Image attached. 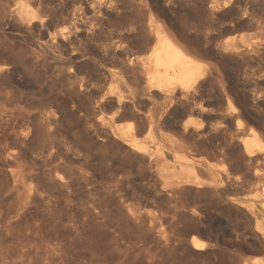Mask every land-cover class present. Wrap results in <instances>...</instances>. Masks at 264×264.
<instances>
[{"label": "rangeland", "instance_id": "1", "mask_svg": "<svg viewBox=\"0 0 264 264\" xmlns=\"http://www.w3.org/2000/svg\"><path fill=\"white\" fill-rule=\"evenodd\" d=\"M189 1L195 9L193 8L191 13L179 10L175 13L176 21L184 25L192 21L190 24L194 29L189 32L190 41L195 46H199L202 51H208V47L217 44V41L236 43L264 41V0H254L253 6L250 7L256 17H254L255 21L259 24L248 22L249 25L245 20L243 25L238 23L233 27L231 25L234 22L231 20L234 21L235 11L221 12L225 16L220 13L221 18L218 14L216 16L218 21L217 18H210L198 10V0H196L197 3L195 0L194 2ZM186 17H189L191 21L189 22ZM159 18L165 20L161 16ZM200 19H205L203 20L205 22L202 23ZM165 22L168 21L165 20ZM39 27L28 30L1 27L0 46L7 44L10 40L15 41L19 49L22 47L24 49L25 44L31 47V44L36 42L44 43L45 28ZM207 27L210 28L207 29ZM234 27H237L236 30L233 29ZM200 31H205L209 35L207 39L199 35ZM202 46H206L205 49ZM20 56L19 62H24V64L19 63L15 84L11 89L17 103L33 112L48 110L49 107L58 103L61 110L59 109V113L56 114L57 121L54 120L51 124L54 126L46 127L50 128L49 131L42 128L39 122L34 121L30 134L21 147H16L11 143V145L6 144L0 138L1 263L250 264L255 260L254 258L260 261L264 259L263 253L258 251L260 250L259 245L254 240V223L250 218L248 219L252 217L248 206L253 203L254 193L261 188V185L255 184L259 186L256 188L254 183H250L253 180L249 179L250 177L247 180L243 170L242 172L232 170L224 162L209 159L214 163L212 166L215 172H218H216L217 176L220 175L218 178L223 180L229 175V181L222 185L225 186L224 188L219 186L214 193L206 188L202 189L203 191L199 194L190 191H181L182 193L178 195L177 192L173 193L171 188L169 189V183L167 184L163 167L148 164V162H139L136 157L128 154L126 148L120 144L121 138L118 133L114 136L115 140L112 135L104 141L101 139L102 136L99 137L100 134L102 135V129L107 130L105 125L99 122L104 121V124L105 120H110L114 115L113 128L124 129L129 125L128 123H133L129 110L116 115L113 110L107 107L101 109L98 106V101L104 95L110 94L114 97L119 95L114 84H108V86L94 72L82 67L84 70L73 76L77 80L79 78L86 82V86L83 89L81 86L78 87L79 85L73 87L70 80L65 78L63 80L55 75L50 65L37 67L27 64L22 53ZM220 67L218 66L225 82L227 84L237 83L240 94L243 95L248 90L253 92L256 89L257 91L253 93L263 95L262 104L258 103V107L250 104L246 111L240 107L239 103L235 104L238 101L233 95H229V97L232 96L233 102L235 100L234 105L237 106V110H240L239 113H242V119L244 118L245 122L249 121V126L251 124L250 127H257L256 130H258L259 123H261L259 119L264 122V75L254 74L252 76L255 78L252 76L249 78L242 73L243 69L233 65ZM246 74L250 75L249 72ZM228 79L232 82H228ZM242 87H245V90ZM84 88L87 89L84 90ZM158 104V102L146 103L139 98L134 105V110L140 112V117L143 118L149 116ZM94 109L95 112H93ZM167 113L170 112L167 111ZM167 121L169 124L171 122L173 124L197 122L195 117H182L180 111L170 114ZM18 122L19 128L22 129L23 124L20 120ZM99 124L102 125V129H99L101 127ZM166 130L168 131H164V134L176 140L172 137L174 135L169 131L170 129ZM142 133L144 135H141ZM142 133L138 139L145 138L146 140L148 137L146 132ZM2 147L6 154L1 151ZM14 151L15 153L18 151L20 155L19 162L21 164L24 162L22 165L25 164V174L33 176L30 182L33 187H27L24 194H20L14 186L10 174L11 169L5 160L7 154ZM197 155L206 156L195 153V156ZM54 160L59 161L60 164L58 162V165ZM208 228L212 232L211 235L208 234V230H205ZM191 242L198 244L200 249H194ZM260 261L259 264L264 263Z\"/></svg>", "mask_w": 264, "mask_h": 264}, {"label": "bare ground", "instance_id": "2", "mask_svg": "<svg viewBox=\"0 0 264 264\" xmlns=\"http://www.w3.org/2000/svg\"><path fill=\"white\" fill-rule=\"evenodd\" d=\"M198 2V10H201L202 14L210 18L215 17L218 21L216 16L221 12L235 11L234 21L231 20L234 23L233 25L229 23L231 27L238 23L242 24L245 20L247 23L259 24L255 21L256 17L250 9L254 0H198ZM190 3L189 0H0V28L4 26L20 30L38 26L45 28L44 43L36 42L31 44V47L25 44L24 49L23 47L19 49V45L10 40L7 44L0 46V138L6 144L11 143L16 147H21L25 144L34 121L39 122L42 128L49 127L54 120L57 121L55 117L61 108L56 103L51 107L48 106V110L33 112L17 103L11 89L14 87L15 77L18 74V65L22 63L19 62L21 53L22 57L26 58L27 64L37 67L50 65L55 75L63 80H70L73 87L79 85L78 87L81 86L82 89L86 86V82L79 78L75 79L73 75L84 70L82 68L84 67L94 72L103 83L114 84L115 89L119 91L117 97L110 94L104 95L98 101V106L101 109L107 107L116 115L129 110V116L133 120V123H128L129 125L124 129L113 128L115 115H112L110 120H105L106 123L103 124V120L99 122L107 128L104 131L105 128L102 129V125L99 124L101 126H98L99 129L103 130L102 135L99 133V137L102 136L101 139L104 141L112 135L115 140L114 136L118 133L121 138L120 144L126 148L128 154L136 157L139 162H148V164L163 167L167 184L169 183V189L171 188L173 193L177 192L178 195L181 191H190L199 194L204 188L214 193L217 187L226 184L229 181V175L223 180L218 178L220 175L217 176V171L213 169L212 160L224 162L232 170H241V172L243 170L247 180L248 177L253 180L250 183L261 185L259 190L253 192V203L248 206L249 214L252 216L248 219L250 218L254 223V227L248 224L253 227L254 240L260 249L258 251L264 256V122L259 119L261 123L258 122V130H256L257 127H250L252 125L249 126V121L245 122L244 118L242 119V113L240 114V110H237V106L234 105L235 100L233 102L232 96L229 97L233 95L238 101L235 104L239 103L240 107L246 111L250 104L253 106H257L258 103L262 104L263 95L253 93L256 89L253 92L248 90L247 93L240 94L237 83L227 84L218 68V66L222 68V65L225 67L230 64L243 69L244 71L241 72L249 78L254 74L263 76L264 41L236 43L216 40L217 44L207 46L208 53L202 51L199 46H195L190 41L189 32L194 28L190 24L192 21H189V17H186L189 24H178L179 22L176 21L175 13L179 10L187 13L193 12L195 7ZM240 10L243 12L240 13ZM222 15L225 16V14ZM159 16L165 18L168 24ZM203 20L202 23L205 22ZM236 28L233 29L236 30ZM199 35L204 39L209 36L205 31H200ZM204 39L203 41H206ZM193 41L195 42L194 39ZM240 84L242 85L241 82ZM139 98L146 103L158 102L159 104L149 116L141 118L140 112L134 110V105ZM178 111L182 117H195L197 122L173 124L171 120L172 124H169L167 117ZM260 116L262 118V115ZM19 120L23 124L22 129L18 126ZM90 126L93 127L94 124ZM168 128L176 140L164 134ZM46 129L50 130V128ZM144 131L148 136L147 139H138ZM6 150L9 149L6 148ZM15 151L8 153L5 160L11 169L10 174L14 186L20 194H24L27 187H33L32 184L30 185L33 176L25 174V164L22 165L24 162L22 164L19 162L20 155L18 151L16 153ZM195 153L206 156H195ZM51 155H49L50 159ZM205 230H208V234H212L210 228ZM191 246L194 249H200L195 242H191ZM254 259L250 264H259L260 259ZM0 264H3L1 256Z\"/></svg>", "mask_w": 264, "mask_h": 264}]
</instances>
